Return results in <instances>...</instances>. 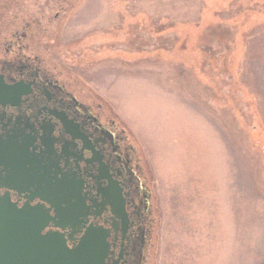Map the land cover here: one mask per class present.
Segmentation results:
<instances>
[{
  "label": "rangeland",
  "instance_id": "rangeland-1",
  "mask_svg": "<svg viewBox=\"0 0 264 264\" xmlns=\"http://www.w3.org/2000/svg\"><path fill=\"white\" fill-rule=\"evenodd\" d=\"M51 2L46 52L144 153L152 264H264V0H0V27Z\"/></svg>",
  "mask_w": 264,
  "mask_h": 264
},
{
  "label": "flooded vegetation",
  "instance_id": "flooded-vegetation-1",
  "mask_svg": "<svg viewBox=\"0 0 264 264\" xmlns=\"http://www.w3.org/2000/svg\"><path fill=\"white\" fill-rule=\"evenodd\" d=\"M72 8L51 2L40 17L13 10L0 27V196L49 210L59 222L67 218L55 206L70 203L76 217L63 228L50 221L44 232L59 231L73 247L98 228L105 264H152L159 222L144 153L92 89L45 50L59 35L55 21Z\"/></svg>",
  "mask_w": 264,
  "mask_h": 264
},
{
  "label": "water",
  "instance_id": "water-1",
  "mask_svg": "<svg viewBox=\"0 0 264 264\" xmlns=\"http://www.w3.org/2000/svg\"><path fill=\"white\" fill-rule=\"evenodd\" d=\"M49 194L54 201L62 196L57 190ZM55 207L65 220L76 217L70 203ZM50 221L64 227L49 210L19 207L8 196H0V264H105L108 247L101 229L90 227L78 244L69 247L59 231L44 232Z\"/></svg>",
  "mask_w": 264,
  "mask_h": 264
}]
</instances>
